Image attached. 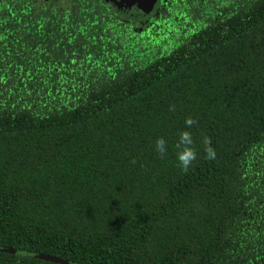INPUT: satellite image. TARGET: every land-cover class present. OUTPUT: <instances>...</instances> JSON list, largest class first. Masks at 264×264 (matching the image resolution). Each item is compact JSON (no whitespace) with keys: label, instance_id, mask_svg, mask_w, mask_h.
<instances>
[{"label":"trees","instance_id":"trees-1","mask_svg":"<svg viewBox=\"0 0 264 264\" xmlns=\"http://www.w3.org/2000/svg\"><path fill=\"white\" fill-rule=\"evenodd\" d=\"M158 4L0 0V264H264V0Z\"/></svg>","mask_w":264,"mask_h":264},{"label":"clouds","instance_id":"clouds-1","mask_svg":"<svg viewBox=\"0 0 264 264\" xmlns=\"http://www.w3.org/2000/svg\"><path fill=\"white\" fill-rule=\"evenodd\" d=\"M197 121L191 116L185 119L186 128H191ZM203 143L205 145V158L206 159H215L216 152L215 149L211 147V140L209 137L205 136L203 138ZM193 137L190 131H182L180 133L179 141L177 142V148L180 149L177 155V160L179 162V167L182 171L187 172L188 169L192 166L193 162L197 158V153L192 147ZM155 149L159 155H164L167 151L166 141L163 137L158 138L155 141Z\"/></svg>","mask_w":264,"mask_h":264},{"label":"rangeland","instance_id":"rangeland-1","mask_svg":"<svg viewBox=\"0 0 264 264\" xmlns=\"http://www.w3.org/2000/svg\"><path fill=\"white\" fill-rule=\"evenodd\" d=\"M58 1V0H57ZM60 2L66 0H59ZM116 15L126 20L134 28L143 27L147 18L158 11V0H106Z\"/></svg>","mask_w":264,"mask_h":264},{"label":"water","instance_id":"water-1","mask_svg":"<svg viewBox=\"0 0 264 264\" xmlns=\"http://www.w3.org/2000/svg\"><path fill=\"white\" fill-rule=\"evenodd\" d=\"M1 250L5 251V252H9V253H14V250H12V249H1ZM33 256L41 257L43 259H49L51 261H58V262H61V263H67V261H64V260H61V259L52 258V257L45 256V255L34 254Z\"/></svg>","mask_w":264,"mask_h":264},{"label":"flooded vegetation","instance_id":"flooded-vegetation-1","mask_svg":"<svg viewBox=\"0 0 264 264\" xmlns=\"http://www.w3.org/2000/svg\"><path fill=\"white\" fill-rule=\"evenodd\" d=\"M35 1H37V2H41V1H44V0H35ZM51 1V0H50ZM52 1H57V0H52ZM67 1V0H66ZM66 1H63V2H66ZM57 2H59V0L57 1Z\"/></svg>","mask_w":264,"mask_h":264}]
</instances>
